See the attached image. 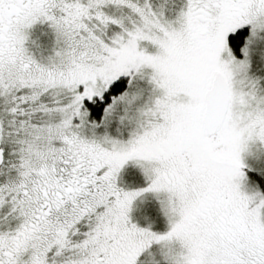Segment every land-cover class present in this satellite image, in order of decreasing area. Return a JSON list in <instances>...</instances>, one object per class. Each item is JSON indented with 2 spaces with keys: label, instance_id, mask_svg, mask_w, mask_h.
<instances>
[{
  "label": "snow or ice",
  "instance_id": "snow-or-ice-1",
  "mask_svg": "<svg viewBox=\"0 0 264 264\" xmlns=\"http://www.w3.org/2000/svg\"><path fill=\"white\" fill-rule=\"evenodd\" d=\"M0 264H264V0H0Z\"/></svg>",
  "mask_w": 264,
  "mask_h": 264
}]
</instances>
